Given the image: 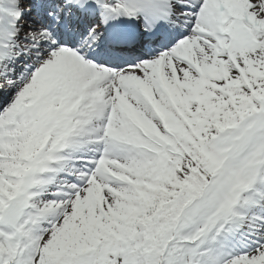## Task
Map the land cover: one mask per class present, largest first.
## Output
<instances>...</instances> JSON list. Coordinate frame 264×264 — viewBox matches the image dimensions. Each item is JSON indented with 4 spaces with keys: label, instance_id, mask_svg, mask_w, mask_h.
Masks as SVG:
<instances>
[{
    "label": "snow or ice",
    "instance_id": "obj_1",
    "mask_svg": "<svg viewBox=\"0 0 264 264\" xmlns=\"http://www.w3.org/2000/svg\"><path fill=\"white\" fill-rule=\"evenodd\" d=\"M0 264H264V0H0Z\"/></svg>",
    "mask_w": 264,
    "mask_h": 264
}]
</instances>
